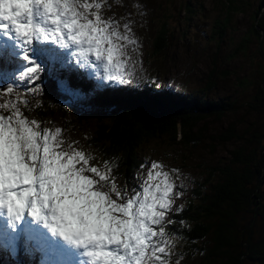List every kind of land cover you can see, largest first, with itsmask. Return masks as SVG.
<instances>
[{
	"label": "snow or ice",
	"instance_id": "6c2138e0",
	"mask_svg": "<svg viewBox=\"0 0 264 264\" xmlns=\"http://www.w3.org/2000/svg\"><path fill=\"white\" fill-rule=\"evenodd\" d=\"M103 7V0H0L4 55L19 65L0 85V243L14 252L22 239L44 264H74L73 257L81 258L75 264H172L179 234L167 226L185 221L169 216L183 207L173 208L182 193L169 173L153 162L145 179L118 185L111 161L93 163L59 127L22 110L30 108L25 96L42 92L46 50L66 53L101 82H133L130 24L122 32Z\"/></svg>",
	"mask_w": 264,
	"mask_h": 264
},
{
	"label": "rangeland",
	"instance_id": "374dc122",
	"mask_svg": "<svg viewBox=\"0 0 264 264\" xmlns=\"http://www.w3.org/2000/svg\"><path fill=\"white\" fill-rule=\"evenodd\" d=\"M262 2L263 0H233V5L238 11L228 14L224 7L226 0H222L221 4L216 0H103L102 8L104 17L118 21L122 32L123 24L129 23L128 34L136 41L135 44L127 45L134 76L131 87L128 86L124 90L142 89L145 83L151 82L163 91L167 89L185 91L188 94L196 93L204 90L205 83L210 80L209 76L213 75L216 86L211 91L204 90V96L209 99L219 98L228 104L234 103L235 109L234 113L223 119L204 120L203 125L199 127L206 132L195 150L185 151L165 138L146 144L137 151L141 159L139 170L131 176L128 184L137 183V175L145 179L151 164L156 162L162 166L159 170L169 173L176 190L182 193L174 200L173 208L182 205L183 210L195 192L196 182H202L211 169L226 165L231 159V152L244 143L242 140L237 142L235 138L222 141L224 130L232 125L235 133L243 134L250 140L243 147L247 152L255 154L254 165L257 170L251 185L253 205L248 209L249 214H237L239 242L244 241V233L247 230V233H251L252 242L258 245L264 240V31L257 29V33L253 26L257 24V20H264ZM256 12L259 13L257 19ZM160 29L166 31V49L163 54H155L153 45ZM260 33L261 35H258ZM244 39L248 41L245 54L239 49ZM5 41L6 38L0 36V49H5ZM64 60L65 68L71 75L78 69L95 79L93 81L89 78L85 81L90 86L92 82H97L99 90L103 88L108 93H116L110 90L120 86L107 81L103 82L105 84L99 83L97 80L100 79L95 73L90 69L76 68L75 61L70 60L68 55ZM7 61L10 75L0 72V85L6 81L11 82L10 78L19 69L14 60L7 58L3 62ZM43 65L45 70L41 76L47 79V85L49 82L51 85L53 82L59 84L56 78H47L46 69L49 66H61L50 63ZM244 82L246 84H243ZM54 88L63 100L71 98L68 97L67 90ZM93 91L98 93L97 89ZM30 97L25 96L27 99ZM61 102L58 111L53 112L49 118L41 120L37 115L44 122L42 126L53 131L59 127L61 139L96 158L94 149L86 145V140L91 137L97 125L96 117H85L80 111L81 108L70 101ZM22 110L28 118L39 120L31 107ZM89 110L92 113L99 111L93 108ZM74 117L87 120L78 123ZM217 136L221 138L217 140ZM178 156L185 158L183 162L178 160ZM96 159L93 163H98ZM116 177L118 185L126 183L119 182L118 176ZM177 214L173 211L169 216ZM184 224L180 226L181 230ZM167 227L169 232H172L173 229ZM178 234L179 239L175 241L171 257L172 264H201L200 251L194 249L197 255H189L190 245L185 244L182 232ZM208 246L206 243L204 248L207 250ZM21 254L20 251V256ZM78 260L79 258L76 262Z\"/></svg>",
	"mask_w": 264,
	"mask_h": 264
},
{
	"label": "trees",
	"instance_id": "16d2710c",
	"mask_svg": "<svg viewBox=\"0 0 264 264\" xmlns=\"http://www.w3.org/2000/svg\"><path fill=\"white\" fill-rule=\"evenodd\" d=\"M216 1L222 3V0ZM226 1L224 5L226 14L238 11L233 5V0ZM258 15L259 13L256 12L255 19ZM226 19L228 20V17ZM263 22L262 18L257 20L253 30L257 33V29L264 31ZM165 36L166 31L160 29L153 45L155 54H163L165 51ZM247 45L246 39L239 45L243 54L247 51ZM66 57L67 54H62L60 50L40 57L42 63L61 66H49L46 69L47 78H56L59 84L53 82L51 85L49 82L47 85V79L43 78L42 92L35 97V100L32 97L28 99L30 107L34 115L43 120L58 111L61 101H70L81 108L80 111L85 117H96L97 125L91 137L86 140V145L94 149L96 162L106 159L111 161L113 174L118 176L119 182L128 183L136 170H139L141 159L137 151L149 142L165 138L174 146H181L185 151L195 150L206 132L199 127L203 125L204 120L208 118L220 120L235 112L234 103L228 104L222 99H209L204 96V90L211 91L216 86L213 75L209 76L210 80L205 83L204 90L201 89L196 92L197 94L172 90L176 96L162 95L160 92L163 90H159L151 82L145 83L142 89H128L123 93L111 94L103 88L99 90L97 82H92L90 86L85 81L89 78L93 81L95 79H92L88 73L69 65L76 69L71 75L64 65ZM128 86L131 87L130 84L121 85L123 89ZM54 87L62 91L67 90L68 97L71 98L63 100ZM96 89L98 93L93 91ZM90 108L99 111L92 113ZM75 119L78 123L87 120L78 117ZM222 136L224 138L217 136L216 139L220 137L222 141H229L235 138L237 142L242 140L244 143L231 152V159L226 165L211 169L202 182H196L195 192L186 208L176 216H172L177 221H185L182 230L179 223L169 225V228L182 232L185 244L190 245L189 255H197L194 249L200 251L201 264H245L246 261L249 262L248 264H264V240L260 245L254 244L251 233H247L246 230L244 241L239 242L240 234L237 230V214H249L248 209L253 205L251 185L253 177L257 174L254 165L256 157L254 153L247 152L243 147L250 140L243 134L235 133L232 125L224 130ZM184 159L178 156L179 161L183 162ZM206 243L209 245L207 250L204 248ZM29 262L25 260L22 263L17 259L13 261L8 253L0 248V264H29Z\"/></svg>",
	"mask_w": 264,
	"mask_h": 264
},
{
	"label": "bare ground",
	"instance_id": "6f19581e",
	"mask_svg": "<svg viewBox=\"0 0 264 264\" xmlns=\"http://www.w3.org/2000/svg\"><path fill=\"white\" fill-rule=\"evenodd\" d=\"M0 62H1V57H0ZM160 93H162V95L169 94V95L176 96L175 93L172 90H167V89H165L163 92H160ZM1 218H2V216H0V220H1ZM2 221L3 220L0 221V225L5 224V221H3V222ZM16 249H18V248L16 247ZM18 251H19V249H18ZM21 258H22V261L28 260L27 258H25V256L23 255V253L21 254ZM74 259L76 260V257H74ZM29 264H31V261L29 262ZM74 264H75V261H74Z\"/></svg>",
	"mask_w": 264,
	"mask_h": 264
},
{
	"label": "flooded vegetation",
	"instance_id": "af4514ba",
	"mask_svg": "<svg viewBox=\"0 0 264 264\" xmlns=\"http://www.w3.org/2000/svg\"><path fill=\"white\" fill-rule=\"evenodd\" d=\"M263 3V2H262ZM264 5V4H263Z\"/></svg>",
	"mask_w": 264,
	"mask_h": 264
}]
</instances>
